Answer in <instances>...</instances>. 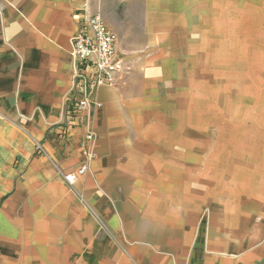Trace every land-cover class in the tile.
<instances>
[{"label":"crops","instance_id":"obj_1","mask_svg":"<svg viewBox=\"0 0 264 264\" xmlns=\"http://www.w3.org/2000/svg\"><path fill=\"white\" fill-rule=\"evenodd\" d=\"M106 1L0 0V264H264V194L215 148L225 108L204 105L200 48L180 42L210 0L182 14L180 0L132 1L137 41L130 0H112L128 78L89 90L74 116L72 42ZM89 132L73 189L63 174L85 162Z\"/></svg>","mask_w":264,"mask_h":264},{"label":"rangeland","instance_id":"obj_2","mask_svg":"<svg viewBox=\"0 0 264 264\" xmlns=\"http://www.w3.org/2000/svg\"><path fill=\"white\" fill-rule=\"evenodd\" d=\"M110 1L104 2L102 14L112 27H120L122 8ZM132 1L125 4L129 20L122 26L137 41L138 28L132 19L142 8ZM204 7L207 12L200 34L185 31L180 42L200 48L196 85L204 94V105L211 110L225 108V114L221 109L215 116L220 124L215 148L226 157L228 167L234 160L237 167L241 164L244 188L256 187L264 194V0H210ZM190 9L188 0H180L181 14ZM123 76L128 78V74ZM78 197L89 208L85 198Z\"/></svg>","mask_w":264,"mask_h":264},{"label":"built area","instance_id":"obj_3","mask_svg":"<svg viewBox=\"0 0 264 264\" xmlns=\"http://www.w3.org/2000/svg\"><path fill=\"white\" fill-rule=\"evenodd\" d=\"M72 55L80 68L76 74L77 98L72 114L76 116L89 107L87 92L101 86H118L122 76L128 71L123 58L118 51V38L109 27L101 14L86 17L78 35L72 42ZM101 106V104H97ZM66 129H62V134ZM87 144L83 146L86 160L76 171L64 173V181L74 186L80 176L88 171L90 160V146L94 141V134L86 136ZM36 151L41 153L43 147L36 143Z\"/></svg>","mask_w":264,"mask_h":264}]
</instances>
